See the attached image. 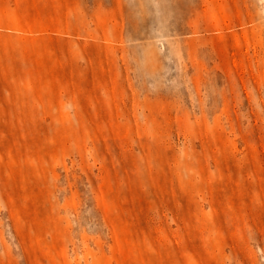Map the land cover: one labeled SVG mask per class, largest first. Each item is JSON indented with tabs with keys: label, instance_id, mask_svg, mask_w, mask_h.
I'll return each mask as SVG.
<instances>
[{
	"label": "rangeland",
	"instance_id": "obj_1",
	"mask_svg": "<svg viewBox=\"0 0 264 264\" xmlns=\"http://www.w3.org/2000/svg\"><path fill=\"white\" fill-rule=\"evenodd\" d=\"M0 264H264V0H0Z\"/></svg>",
	"mask_w": 264,
	"mask_h": 264
}]
</instances>
